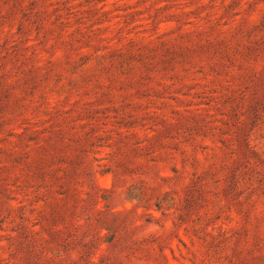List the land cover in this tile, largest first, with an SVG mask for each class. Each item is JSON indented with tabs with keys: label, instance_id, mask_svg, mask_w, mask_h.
Returning <instances> with one entry per match:
<instances>
[{
	"label": "rangeland",
	"instance_id": "374dc122",
	"mask_svg": "<svg viewBox=\"0 0 264 264\" xmlns=\"http://www.w3.org/2000/svg\"><path fill=\"white\" fill-rule=\"evenodd\" d=\"M0 264H264V0H0Z\"/></svg>",
	"mask_w": 264,
	"mask_h": 264
}]
</instances>
